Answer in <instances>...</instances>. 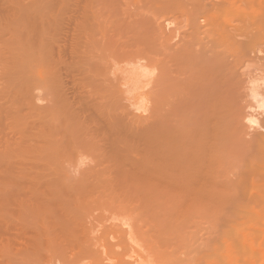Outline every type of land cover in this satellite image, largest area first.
Listing matches in <instances>:
<instances>
[{
	"label": "bare ground",
	"instance_id": "obj_1",
	"mask_svg": "<svg viewBox=\"0 0 264 264\" xmlns=\"http://www.w3.org/2000/svg\"><path fill=\"white\" fill-rule=\"evenodd\" d=\"M2 1L0 221L17 220L27 251L52 257L62 244L71 264H264V91L252 87L240 115L238 42L227 53L208 42L188 56L190 94L181 82L186 39L173 42L164 20L135 21L125 8L184 10L183 23L201 30L216 12L244 5L238 27L261 31L253 42L261 63L263 1L256 9L252 0ZM106 202L113 222L89 226L84 213Z\"/></svg>",
	"mask_w": 264,
	"mask_h": 264
},
{
	"label": "rangeland",
	"instance_id": "obj_2",
	"mask_svg": "<svg viewBox=\"0 0 264 264\" xmlns=\"http://www.w3.org/2000/svg\"><path fill=\"white\" fill-rule=\"evenodd\" d=\"M252 1L255 3V7L253 9H256V6L258 5L257 2H259V1H263V4L262 3L261 4L264 6V0H252ZM124 4H125V2H124ZM259 4H260V2H259ZM125 8L129 10L128 13H133V15L136 14L134 16V18H136V16H137L139 19L141 17L142 18L144 17L146 20H148V19L150 20V19H153V18L156 19V20L159 18V20H161V21L164 20V22L167 24V33L168 34L170 33L171 30L175 29V32H174L175 38L173 39V42H178L182 38L183 39L185 38L186 41L188 42V46L187 47L189 48L190 51L192 50L191 53H186V57L185 58H187L188 56H192V58L194 59V57H196V55L199 54L200 49H202L203 46L206 45L208 42H209V44H214L215 45L214 50L217 51V49H218V52H222L223 51V53L224 52L227 53L230 49L233 48L234 44L232 45V43H234V41H236V43L238 42L237 56L234 57L233 60H235V62L233 61L234 64L231 63V65L232 64L234 65L232 67V68H234V70L237 69L236 71H234V73L236 72L235 74H237V78L235 76V78L237 79L236 81L239 80L238 83L241 82L240 84L237 83L240 86L237 89L238 96H237V94L235 95L233 93L235 95V99H233V101L235 100V102L236 101L238 102L237 104H239V106H237V107L239 109L240 115H242L244 112H248L250 110L248 105L251 103L250 93H251L252 87H256V88L259 87V91H261V92L264 91V58H263V61L261 60L262 61L261 63H260L259 59H258L259 61L257 59H254V57L256 56L255 50H256L257 47L253 45V42L255 40H257V35L261 31H258V27L251 26V25H248V24L246 26H244V27L243 26L242 27H238L239 26L238 25L239 20L241 19V15H239V14L243 11L244 8H246V6L239 5L238 8H234L232 10H228V12H226V13H224V12H219V13L216 12L217 13L216 15L214 13L215 16L212 17L214 22L212 21V18H211V21H209V22H213L214 24L207 22V23H209V26H208L207 23L201 22V26H203V28H201V30H198L197 27H196V29H192V27L190 28L188 26V24L190 22L184 24L185 23L184 21L191 20L190 15L186 14L187 12L185 13L184 10L181 11V10H175V9H162V8L160 9V8L153 7L151 9V11H149L147 9L148 12H146L145 11L146 8L143 7V10L145 12L144 13L142 11L141 6L137 7V5H133V4L131 5V3H130V5H128V4L126 5L125 4ZM0 12H2V11H0ZM140 13L143 14V16L141 15V17H140ZM147 13H149V16H148ZM130 15H132V14H130ZM146 15H147V17H146ZM180 15H183V16L179 17ZM177 17H178V19H180L182 21L179 22ZM129 18H128L129 20L132 19V22H134V18L133 17L132 18L129 17ZM138 18H136L135 21ZM214 19H216V20H214ZM215 21H217V22H215ZM0 22H1V20H0ZM67 26L68 25L66 24V27ZM196 30H198V31H196ZM69 32H70V30H69ZM6 33H7V31H6ZM261 40L264 41V37H262ZM203 43H205V44H203ZM150 44L152 46H158L159 45V41H158L156 36H153V39H152ZM189 44H190V47H189ZM130 45L134 46V49H132L133 51L136 50V47H138L137 44H132L131 43ZM192 45H193V47H192ZM214 45H213V47H214ZM260 48L263 50V54H262V52H261V54L258 53V56L260 55L261 57H264V44L260 45ZM137 53H138V48H137ZM133 55H134V52H133ZM188 58L191 59L190 60L191 63H192V61L194 63V60L192 58H190V57H188ZM188 58L186 59V64L189 61ZM142 62L144 63V61H142ZM184 63H185V61H184ZM191 63L187 64L188 66L184 64L186 67H182V71H184L185 74L183 73L184 74L183 75L184 78L182 76L183 79H181L182 80L181 82L186 83V85L184 84V86H182V87L188 86V88H190V86H192L191 83H192L193 79H191V77H192L191 73H192V75L194 73L191 70L193 69L192 66L194 67V65H193V63L192 64ZM125 65H127V62H121L120 65H118V66H125ZM147 65H149V66L144 68L145 72H147L149 74H153V73L156 74L157 73V71L153 67V65H150V64H147ZM181 75H182V72H181ZM188 76L190 77V79L187 78ZM185 78L187 80L189 79V81L185 80ZM189 83H190V85H189ZM182 90H184V91H182ZM182 90H181V92H183V94L187 90L186 91L187 94L185 93L184 96L181 93V96H183L182 98H184L185 96L186 97L189 96L191 94V91H192V89H191L190 90V94H189V91H188L187 88H185V89L182 88ZM41 94H42V92H41ZM43 95L45 97V93ZM71 96H73V95L71 94ZM192 97L193 96H191V99H192ZM187 99L189 101L190 96L187 97ZM43 101H45L46 104ZM183 101H184V99H183ZM188 101H184L185 104H186V102L188 104ZM0 102H2V100ZM191 103H189V105H187V106H189V108L186 107L187 110H189L188 111L189 113L187 112L188 117H191L193 112L195 114L196 111H197V106H198L197 101H194V102L192 101ZM2 104H5V106H6V103L2 102L0 104V107H1ZM39 104H40L41 107L44 108V106H46L48 104V101H46L44 99L42 101H39ZM4 107L0 108V111L4 112L5 109L7 108V107H5V108ZM190 108L193 109L192 113H190L191 112ZM3 112H0V116H1V114ZM236 112H237V110H236ZM260 113H262L261 110H260ZM3 115H4V113H3ZM186 117H187V115H186ZM261 117H263V115ZM1 118L2 117H0V137H3L5 130H4V126H2L4 123H2L3 119H1ZM239 128L242 129V131H244V132L247 131L249 133V135H247L246 138L250 139V137L253 134V129H249V125L246 123V121L244 119H242V121L240 122ZM242 131L240 133L241 136H243L245 134ZM5 132H7V131H5ZM250 148L251 149L254 148V145L253 144L250 145ZM5 188L8 189V187H6V186H5ZM0 189H2V188H0ZM7 189H4V190H6L5 192H7ZM9 189H10V187H9ZM12 189L13 188H11V190ZM2 192L4 193V191L0 190L1 194H2ZM94 206H93V208L92 207L90 208V209H92V211H90V209H88L87 210L88 213L87 212H86L87 214L84 213V216L86 218L83 216L85 218V219L83 218L84 221L86 220V223L88 222L87 224L88 225L90 224L89 226H92V224L90 223L91 221L96 223V225L94 223H93V225H95L97 227H100L101 225H106L107 226V225H109V223L113 222L111 219H109L111 217H114L113 214H115V211L113 210V206H112L111 202H106L105 205H104V208L101 209V211H100V209H96V207H94ZM0 210H2V209H0ZM3 213H6V212H3ZM7 213H8V211H7ZM3 215L7 216L8 214L7 215L3 214ZM10 215L11 216L8 215L9 217H7V218H10V217L14 218V216L12 217V214H10ZM107 216H110V217H108V219H106ZM87 217H89V218H87ZM11 220H13V219H11ZM14 221H17V220L15 219ZM14 221H12V222L10 221V224L12 223L11 227L9 225L10 228L9 227L6 228L4 223L2 221H0V263L4 262V260H6L5 257H10L15 264H28V263L29 264H64V262L67 263V264H71V262L74 261L75 258L71 259L72 256H70V254H68V253H70L69 249L67 247H65V246H62V244H59L60 246H58V245L56 246V250L53 251V255L54 256H52V257L49 254L51 252H45L43 250H41L38 254H36L34 252H28L27 248H26V243H25V242H27V240L25 238L18 237L16 235L17 229L14 228L13 226L17 225L18 222H14ZM64 248L68 249V250L66 249L68 253L65 252ZM62 252H64V253H62ZM66 253H67V256L65 255ZM47 257H49V258H47ZM71 260H73V261H71ZM68 261H69V263H68Z\"/></svg>",
	"mask_w": 264,
	"mask_h": 264
}]
</instances>
